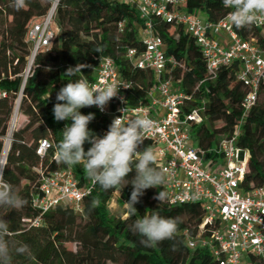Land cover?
Instances as JSON below:
<instances>
[{
	"label": "trees",
	"instance_id": "obj_1",
	"mask_svg": "<svg viewBox=\"0 0 264 264\" xmlns=\"http://www.w3.org/2000/svg\"><path fill=\"white\" fill-rule=\"evenodd\" d=\"M11 2L0 0V87L9 93L8 98L0 99V161L9 136L7 130L14 102L21 91L30 56L28 33L53 6V0H26L25 7L16 11L10 6ZM181 9L198 17L202 15L209 23H217L233 11L225 8L222 0H186ZM54 21L59 32L50 46L42 48L35 57L20 108L25 120L11 136L4 170V179L27 200L26 206L19 210L0 207V217L10 222V241L27 244L30 249L23 255L13 252L12 264H219L210 251L191 250L185 240V232L194 236L199 232L204 218L199 203L179 206H169L165 200L160 203L154 197L163 191L162 186L145 190L135 205L136 216H130L128 210L124 216H115L109 204L118 189L104 191L86 178L82 165L57 162L56 144L62 139L65 124L71 121L57 122L52 109L57 92L68 80L84 78L93 83L100 60L110 57L121 77L130 84L129 106L149 104V91L157 80L151 70L138 69L127 57L131 49L138 54L145 49L141 35L144 22L135 7L116 0H59ZM153 27L154 33L164 42L167 57L174 60L169 64L167 79L190 98L185 112L203 109L206 119L199 125L192 124L194 145L209 152L238 128L236 144L249 152L248 170L241 189L248 193L264 186V84L256 104L245 115L242 104L249 90L237 80L242 69L239 61L222 68L218 76L211 79L201 50L185 26L154 18ZM234 29L241 38L256 39L264 46V28L253 25ZM77 64L88 67L81 69L82 74L76 77L64 76L70 66ZM80 111L85 115L95 114L88 127L96 135L103 136L112 118L93 107ZM218 123L221 126H216ZM42 140L50 143L44 156L37 154ZM89 147L91 145L85 143V151ZM157 166L160 168L158 162ZM59 169L73 170L81 188H92L84 198L83 212L59 205L42 215L40 227L24 223V219L41 215L32 205V198L41 184L40 172ZM134 175L133 170L126 179L131 180ZM120 192L121 201L127 202L132 185L129 183ZM93 198L101 201L94 210L90 208ZM153 212L179 218L175 242L165 240L148 248L141 243L142 238L131 231L135 219ZM69 243L75 244L76 249H68ZM250 264H264V261L253 256Z\"/></svg>",
	"mask_w": 264,
	"mask_h": 264
},
{
	"label": "built area",
	"instance_id": "obj_2",
	"mask_svg": "<svg viewBox=\"0 0 264 264\" xmlns=\"http://www.w3.org/2000/svg\"><path fill=\"white\" fill-rule=\"evenodd\" d=\"M116 1L135 7L144 22L141 35L145 49L139 54L131 49L127 57L135 62L138 69L151 70L157 83L149 91V104L129 106L127 93L130 84L121 77L115 61L104 57L99 62L96 80L92 84H114L120 86L119 92L103 112L92 107L112 120L122 116L125 124L137 115L154 122L153 129L146 133L148 139L138 151L152 146L160 169L166 176L163 185L165 202L169 206L199 203L204 210L198 234L194 236L188 231L184 234L191 250L207 249L219 264H250L253 256L264 261V186L248 193L241 189L248 170L249 152L236 144L239 130L237 128L230 138L224 139L209 152L194 145L192 124L199 125L206 118L202 115L203 109L186 113L185 105L190 98L167 79L169 64H173L174 60L167 57L162 38L154 33L153 19L185 26L201 50L211 79H215L222 68L236 61L241 63L237 80L249 90L242 104L245 115L256 104L260 87L264 84V46L256 39L241 38L228 16L217 23H209L183 11L181 7L186 0ZM57 5L58 0L28 33L30 56L21 91L14 102L7 135L13 136L20 125L23 92L32 74L36 55L42 48L50 46L59 32L54 21ZM254 26L264 28V22ZM8 97L9 93L0 87V99ZM125 107L123 113L119 111ZM49 147L48 140L40 141L37 154L44 156ZM40 176L41 184L32 198V205L41 215L24 219V223L40 227L43 224L42 215L59 205L69 206L77 213L83 212L84 198L92 188H81L73 170L41 171ZM115 194L121 196L120 191Z\"/></svg>",
	"mask_w": 264,
	"mask_h": 264
},
{
	"label": "clouds",
	"instance_id": "obj_3",
	"mask_svg": "<svg viewBox=\"0 0 264 264\" xmlns=\"http://www.w3.org/2000/svg\"><path fill=\"white\" fill-rule=\"evenodd\" d=\"M222 3L225 8L233 9L228 20L236 29L264 22V0H222ZM25 4L26 0H12L10 6L19 11ZM85 67L88 66H70L64 76L76 77L82 74L81 69ZM119 87L114 84L96 86L87 79L77 78L68 80L59 89L52 109L54 119L57 122L70 120L71 123L65 124L61 131L62 139L56 144L57 162L68 166L82 165L86 178L93 186L99 185L104 191H120L130 183L132 192L130 199L124 204L129 215L136 216L135 205L139 203L145 190L162 188L166 183L165 173L157 166V156L152 146L138 151L144 140L148 139L146 133L153 129L154 122L137 115L125 124L122 116L116 117L101 137L88 127L95 119V114L85 115L80 111L82 108L95 106L103 112L109 102L118 96ZM125 110L126 107L119 109L122 113ZM85 143L91 145L87 151ZM5 169L6 163L0 161V207L22 209L27 200L4 179ZM133 170L134 177L126 179ZM165 198L166 193L162 190L154 197L160 203ZM100 203L98 198H93L90 208L94 210ZM179 223V218L164 217L153 212L135 219L131 231L142 238L141 243L145 247L154 248L165 240L175 242ZM11 234L10 222L0 217V264H12L13 252L23 255L30 251L27 244H14L10 241Z\"/></svg>",
	"mask_w": 264,
	"mask_h": 264
},
{
	"label": "rangeland",
	"instance_id": "obj_4",
	"mask_svg": "<svg viewBox=\"0 0 264 264\" xmlns=\"http://www.w3.org/2000/svg\"><path fill=\"white\" fill-rule=\"evenodd\" d=\"M55 3V0H53V4ZM52 4V5H53ZM200 18L203 20V21H206L205 17L204 16H200ZM25 119L21 118L20 117V123L22 124L23 121ZM216 126H221V123H218ZM207 165H208V162H207ZM109 209H110V212L111 214L115 215V216H124L125 214V211L127 210L126 207H125V204L121 201V196L120 194H115L112 198V200L110 201V204H109ZM67 248L68 249H72V250H75L76 249V245L73 244V243H69L67 244Z\"/></svg>",
	"mask_w": 264,
	"mask_h": 264
},
{
	"label": "bare ground",
	"instance_id": "obj_5",
	"mask_svg": "<svg viewBox=\"0 0 264 264\" xmlns=\"http://www.w3.org/2000/svg\"><path fill=\"white\" fill-rule=\"evenodd\" d=\"M11 134H9L8 138H7V141H6V146H5V151H4V154L1 158V161H4L6 163V159H7V155H8V151H9V148H10V143H11Z\"/></svg>",
	"mask_w": 264,
	"mask_h": 264
},
{
	"label": "water",
	"instance_id": "obj_6",
	"mask_svg": "<svg viewBox=\"0 0 264 264\" xmlns=\"http://www.w3.org/2000/svg\"><path fill=\"white\" fill-rule=\"evenodd\" d=\"M59 1V0H58ZM7 158H8V155H7ZM6 161H7V159H6Z\"/></svg>",
	"mask_w": 264,
	"mask_h": 264
},
{
	"label": "crops",
	"instance_id": "obj_7",
	"mask_svg": "<svg viewBox=\"0 0 264 264\" xmlns=\"http://www.w3.org/2000/svg\"><path fill=\"white\" fill-rule=\"evenodd\" d=\"M21 118H23V119H24V117H21Z\"/></svg>",
	"mask_w": 264,
	"mask_h": 264
}]
</instances>
